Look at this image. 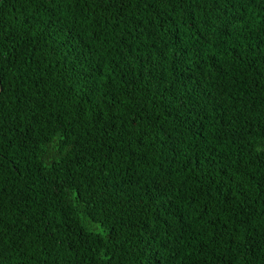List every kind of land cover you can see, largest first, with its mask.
<instances>
[{
    "label": "trees",
    "instance_id": "16d2710c",
    "mask_svg": "<svg viewBox=\"0 0 264 264\" xmlns=\"http://www.w3.org/2000/svg\"><path fill=\"white\" fill-rule=\"evenodd\" d=\"M0 264H264V0H0Z\"/></svg>",
    "mask_w": 264,
    "mask_h": 264
}]
</instances>
